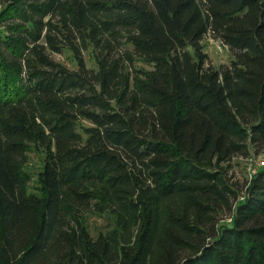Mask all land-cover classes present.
I'll use <instances>...</instances> for the list:
<instances>
[{"label": "trees", "instance_id": "trees-1", "mask_svg": "<svg viewBox=\"0 0 264 264\" xmlns=\"http://www.w3.org/2000/svg\"><path fill=\"white\" fill-rule=\"evenodd\" d=\"M253 154L264 0H0V264H264V166L229 172Z\"/></svg>", "mask_w": 264, "mask_h": 264}, {"label": "rangeland", "instance_id": "rangeland-1", "mask_svg": "<svg viewBox=\"0 0 264 264\" xmlns=\"http://www.w3.org/2000/svg\"><path fill=\"white\" fill-rule=\"evenodd\" d=\"M202 44L203 51L206 53L208 58V64L219 67L221 64H229L232 61L233 57L228 46L224 45L222 42H219L211 37H207ZM54 58L63 64L65 63L72 69H77V63L74 61L72 53L68 49H65L62 54L54 55ZM86 62L89 67H95L96 62L94 61L93 57L89 56L88 54L86 55ZM137 65L144 71H149L152 68L151 64L144 61H138ZM82 124L88 125L87 123ZM44 157L45 153L42 151V149L34 147V145L30 146L26 165L24 166V169L32 178L28 187L29 192L39 194L40 183L38 174L44 166ZM253 158L254 160L251 162V159ZM261 161H264V155L257 156L253 154L247 159H235L230 164L231 168L229 172H231L237 179L243 180L246 177H250L254 169L261 167L258 164ZM86 224L90 232L94 236H98L100 232H105L112 228L114 224V218L108 213H90L86 215Z\"/></svg>", "mask_w": 264, "mask_h": 264}, {"label": "built area", "instance_id": "built-area-1", "mask_svg": "<svg viewBox=\"0 0 264 264\" xmlns=\"http://www.w3.org/2000/svg\"><path fill=\"white\" fill-rule=\"evenodd\" d=\"M253 160H254V158H253V159H251V162H253ZM258 164H259V165L262 167V166H264V161H261V162H260V163H258ZM256 170H257V168L253 170V173H251V175H250V178L252 177V175H253L254 173H256V172H257Z\"/></svg>", "mask_w": 264, "mask_h": 264}]
</instances>
